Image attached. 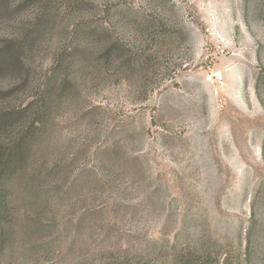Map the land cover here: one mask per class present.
Listing matches in <instances>:
<instances>
[{
	"label": "rangeland",
	"instance_id": "1",
	"mask_svg": "<svg viewBox=\"0 0 264 264\" xmlns=\"http://www.w3.org/2000/svg\"><path fill=\"white\" fill-rule=\"evenodd\" d=\"M2 172L0 264H264V0H0Z\"/></svg>",
	"mask_w": 264,
	"mask_h": 264
},
{
	"label": "trees",
	"instance_id": "2",
	"mask_svg": "<svg viewBox=\"0 0 264 264\" xmlns=\"http://www.w3.org/2000/svg\"><path fill=\"white\" fill-rule=\"evenodd\" d=\"M123 19H126V18H123ZM122 34H125L124 32ZM105 34L104 33H101V34H90L88 35L85 39H89L90 43L92 44H97V46H99L100 44H105ZM91 45V44H90ZM106 51H108V55L110 54L111 55V48L108 50V48L106 49ZM144 54V53H142ZM49 96H52V93H51V90L50 92L48 93ZM38 123L42 124V120L39 119L37 121ZM17 147H14L13 148V151L10 153L9 155V164L16 162V160H21L23 157H27L29 155V151L32 149V146H28L25 144H22V145H19L17 144L16 145ZM13 175L15 174V172H12ZM0 222L3 223L2 221L4 219H6L8 217V214H9V207H8V202H7V198L6 196L4 195L7 191V183L9 181V179L7 178V175L2 172L0 174ZM3 231H2V234H3V248L1 250V254L5 253L6 250H8V244H7V240H5L6 236L4 235L5 234V228L2 227Z\"/></svg>",
	"mask_w": 264,
	"mask_h": 264
}]
</instances>
